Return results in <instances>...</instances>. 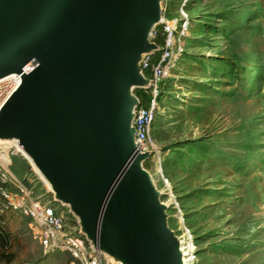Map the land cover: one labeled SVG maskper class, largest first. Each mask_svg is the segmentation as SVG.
<instances>
[{"label": "water", "instance_id": "obj_1", "mask_svg": "<svg viewBox=\"0 0 264 264\" xmlns=\"http://www.w3.org/2000/svg\"><path fill=\"white\" fill-rule=\"evenodd\" d=\"M161 2L0 0V73L34 66L0 114V138L40 160L80 233L121 264H178L132 125Z\"/></svg>", "mask_w": 264, "mask_h": 264}, {"label": "rangeland", "instance_id": "obj_2", "mask_svg": "<svg viewBox=\"0 0 264 264\" xmlns=\"http://www.w3.org/2000/svg\"><path fill=\"white\" fill-rule=\"evenodd\" d=\"M181 4L190 16L186 55L160 87L154 149L142 168L166 207L179 264H264V0H165L160 8L171 18ZM18 149L10 172L80 232L40 160ZM69 261L46 252L30 221L0 200V264Z\"/></svg>", "mask_w": 264, "mask_h": 264}, {"label": "built area", "instance_id": "obj_3", "mask_svg": "<svg viewBox=\"0 0 264 264\" xmlns=\"http://www.w3.org/2000/svg\"><path fill=\"white\" fill-rule=\"evenodd\" d=\"M165 2V0H162ZM165 10L161 11L160 21L151 33V42L156 50L142 55L140 68L148 85L143 90L150 92L151 99L147 106L139 105L134 109L132 125L135 130V143L141 153L153 151L151 138L154 118L156 114V98L162 83L174 77L182 58L186 55V38L190 16L181 4L175 16L165 17ZM159 28V29H157ZM161 42L156 44L155 38ZM34 66L29 63L21 73L14 74L0 82V109L8 96L21 84L22 76L29 74ZM13 139L0 138V200L6 210L18 212L27 218L37 230V237L41 247L46 252H60L70 258L69 264H121L108 258L98 249L93 248L90 241L80 232H70L66 228L64 217L56 209L35 197L30 190L18 181L8 169L9 155L18 152ZM10 183L17 191H8L2 184Z\"/></svg>", "mask_w": 264, "mask_h": 264}, {"label": "trees", "instance_id": "obj_4", "mask_svg": "<svg viewBox=\"0 0 264 264\" xmlns=\"http://www.w3.org/2000/svg\"><path fill=\"white\" fill-rule=\"evenodd\" d=\"M154 42L156 44H159L161 42L160 38L159 37H156ZM163 89L160 88V90L158 91V95H157V98H156V101H160L161 100V97H162V94H163ZM148 90H143V89H134L133 90V94L138 98L139 102H140V105H143V106H147V105H144V101L145 99L150 96V95H147L148 93ZM149 98V97H148ZM150 99H151V96H150ZM149 99V101H150ZM149 101H148V104H149Z\"/></svg>", "mask_w": 264, "mask_h": 264}, {"label": "bare ground", "instance_id": "obj_5", "mask_svg": "<svg viewBox=\"0 0 264 264\" xmlns=\"http://www.w3.org/2000/svg\"><path fill=\"white\" fill-rule=\"evenodd\" d=\"M4 73H5V72H4ZM1 74H3V73H1ZM1 74H0V75H1ZM12 75H14V74H12L11 72L6 73L5 76H3V77L0 78V82L6 80L7 78L11 77ZM134 84H135V82H134ZM132 85H133V83H132V84L129 83L127 86H129V87L131 88ZM17 89H18V88H17ZM17 89H16V90H17ZM16 90H15L14 92H16ZM12 96H13V94L10 95V99H11ZM128 121H129V119H128ZM128 123H129V122H128ZM57 187H58V186H57ZM178 256H179V255H178ZM178 264H179V260H178Z\"/></svg>", "mask_w": 264, "mask_h": 264}, {"label": "crops", "instance_id": "obj_6", "mask_svg": "<svg viewBox=\"0 0 264 264\" xmlns=\"http://www.w3.org/2000/svg\"><path fill=\"white\" fill-rule=\"evenodd\" d=\"M5 74H6V73H5ZM5 74H4V75H1L0 78L3 77V76H5ZM14 93H15V92H13L12 94H14ZM8 100L10 101V96H8V98L6 99L5 102H7ZM5 102H4V103H5ZM3 107H4V104H3Z\"/></svg>", "mask_w": 264, "mask_h": 264}]
</instances>
